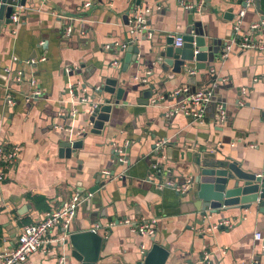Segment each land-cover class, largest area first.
Returning a JSON list of instances; mask_svg holds the SVG:
<instances>
[{"label":"crops","instance_id":"1","mask_svg":"<svg viewBox=\"0 0 264 264\" xmlns=\"http://www.w3.org/2000/svg\"><path fill=\"white\" fill-rule=\"evenodd\" d=\"M200 1L187 0L193 5ZM86 2L90 3L89 8H84ZM202 2L194 20L201 21L209 36L218 41L216 48L220 53L210 64L214 73L209 74L216 76V80L205 78L206 72L200 71L194 74L196 82L186 85L185 79L175 75L167 82L163 94L169 98L178 87H186L193 93L211 89L214 84L213 98L224 106L226 120L218 123L213 118L214 103L205 107L202 125L190 122L182 114L163 120L161 114L168 113L175 104L172 98L164 101L162 94L153 98L159 101L158 105L150 101L141 106L139 94L126 89L119 105L113 106L101 134L87 132L82 138V149L69 160L58 157L57 143L70 130L74 138L82 134L88 125L90 109L88 104L75 100L79 97L92 100L104 77L117 75L123 67L124 52L116 54L114 48L104 47L127 39L121 18L139 0H60L57 5L47 2L38 9H19L20 22L15 27L0 22V67L22 69L26 77L36 82L42 96L33 104L25 102V96L31 92L25 79L19 85L12 84L18 103L6 107L0 88V145L19 147L16 162L0 183V255L16 246L24 225L41 221L46 212L90 188L94 175L114 171L108 193L102 195V207H108L107 216H112V221L100 219V229L91 227L106 240L97 264H136L141 249L148 251L152 246V237L169 252L165 264H198L204 253L208 254L210 264H264L263 241L254 238L260 233L264 239V215L247 212L226 214L222 220V216L203 218L170 189L159 190L154 184L144 183L156 160L168 168L171 165L160 157L154 161L152 154L155 143L165 139L173 144L178 142L173 145L174 159L179 158V149L188 152L205 146L219 150L224 158L231 157L243 170L264 179L263 54L241 51L231 42L240 0ZM139 6L144 12L148 10L144 31L147 40L178 36L188 28V12L178 0H141ZM260 6L264 9V0H260ZM228 10H232L234 18L224 17ZM81 13L86 14L82 19L76 16ZM259 21L260 15L248 9L241 18L240 32H246ZM68 27L71 32L66 35ZM142 35L138 33V37ZM259 39L264 41V28L260 37L254 36V40ZM224 45L230 49L227 57L221 59ZM39 58L45 60L34 66L23 63ZM149 70L150 67L138 68L135 63L123 75L140 80ZM128 86L137 88L136 84ZM69 88L73 90L72 96ZM74 110L77 113L72 118L69 113ZM126 141L130 142L126 150L129 165H116L113 149ZM124 172L130 179H119ZM183 174L172 172L166 178L177 184L185 178ZM87 214L79 208L76 219L82 220ZM152 220L155 222L151 237L130 230L129 224ZM49 247L51 253H34L24 264H57L60 255L65 257L69 253L62 244ZM65 264L74 262L65 260Z\"/></svg>","mask_w":264,"mask_h":264},{"label":"water","instance_id":"2","mask_svg":"<svg viewBox=\"0 0 264 264\" xmlns=\"http://www.w3.org/2000/svg\"><path fill=\"white\" fill-rule=\"evenodd\" d=\"M140 1L136 3L133 9L127 10L121 18L126 29L127 39L119 45L124 44L126 47H116L114 50L116 54L124 52L123 67L118 71L117 75L111 74L104 77L101 85L94 90L92 100H88L87 103L90 107L88 125L84 127L82 134L80 136L76 135L77 137L74 138L73 133H68V136L59 140L57 143V154L60 159L69 160L72 155L81 150L83 145L82 138L86 136L87 132L94 135L101 134L105 123L109 122L113 106L119 105L126 89H129L130 93L133 91L137 92L140 96L138 103L141 106H147L154 97H159L164 93L167 82L171 81L175 75L185 79L186 85L196 82V76L188 74L190 70H194L195 74L205 71V78L211 81L216 80V76L210 77L208 70L210 64L215 61L220 53L219 49L216 48L218 41L209 36L207 27L204 28L201 21L194 20L196 11H187L186 22L188 28L183 34L178 35L183 41V45L180 48H176L171 36L147 40L144 36L145 32H140L143 35L138 37V31L132 28L131 22L137 8L140 7ZM47 2L57 5L60 0H0V22L4 21L5 24H9V17L13 12L17 11L16 7L38 9ZM238 6L240 8L244 7L242 0H240ZM250 9H254L260 15V21H264V9L260 6V0H255L254 8ZM76 16L82 19L86 14L81 13ZM224 17L234 18L232 10H228ZM146 25L148 24L146 23ZM260 53L264 57V52ZM135 63L138 68L150 67L151 70L147 71L140 80L125 78L123 74L127 73L126 69ZM113 65L116 66L117 62H114ZM156 70L159 71L158 74ZM134 84L137 86L136 90L128 86ZM104 95H110L111 98L107 99ZM39 98L41 97L29 103L33 104ZM169 98L171 99V97ZM169 98L165 93L162 100L167 101ZM158 103L159 101H156L152 105H158ZM161 115L163 120H170L165 113ZM166 140L165 145L157 150L153 147L152 154L154 155V161L160 157L173 166L169 165L168 168L166 165L157 163L156 160L154 164L156 163L160 166V172L151 181L147 180L146 177L144 183L153 185L163 182L167 179L166 177L169 173L179 172L181 175L185 173L183 174L186 175L185 178H182L176 184L177 187H181L189 180V187L185 193H177L170 188L164 189H170L180 196L182 202H189V207H194L200 217L222 216V220L226 217V214L227 216H236L247 212H255L264 215V179L261 176L243 170L239 163L231 157L224 158L219 150L209 149L205 146L197 149L191 148L188 152L179 149V158L174 159L173 152L175 148H173V145L174 147L177 146L178 142L173 144ZM182 148L185 149L184 144H182ZM114 164L119 166L129 165L127 158L124 163L114 162ZM152 165L147 176L151 175ZM114 174V171H112L107 176L102 173L94 175L92 178L93 185L87 190L80 192L82 202L79 208L88 214L82 220H78L75 217L70 224L68 234L63 242V250L67 247L69 252L65 255V259L68 262L71 260L74 264L98 263L100 252L104 250L106 240L97 233V230L91 227L96 226L100 229L102 227L100 219H106L107 222L112 221V216H107L108 207H102V195L103 193H108ZM128 177L124 172L119 179L124 181L130 179ZM89 194L90 197L88 196ZM110 206L113 208L112 204ZM150 241L153 242L152 246L148 251L144 250L136 264H165L169 257L168 250L153 237L150 238Z\"/></svg>","mask_w":264,"mask_h":264},{"label":"built area","instance_id":"3","mask_svg":"<svg viewBox=\"0 0 264 264\" xmlns=\"http://www.w3.org/2000/svg\"><path fill=\"white\" fill-rule=\"evenodd\" d=\"M244 3V7L241 8L237 17L234 20L233 27L231 30V42L237 44L238 48L241 51L251 50L256 52H264V41L263 40H254V36L260 37L261 30L264 27V21H259L257 24H253L249 27V29L241 33L240 32V22L241 18L247 9L254 8L255 0H242ZM180 6H182L186 11H196L199 12L202 8V0L198 5L189 4L187 0H178ZM90 3L86 2L84 4V8H89ZM17 11L13 12L9 21L12 26L18 25L20 22V7H16ZM148 14V10H142V8H137L135 15L133 16V20L131 22L132 28L140 32L146 31V15ZM71 32V28L68 27L65 32L68 35ZM149 35V34H148ZM174 40V47L180 48L183 45V41L178 36H171ZM237 40V41H236ZM125 48L124 44L119 45L117 43L112 46L106 45L104 48L106 50H110L112 48ZM225 49L222 52L221 59L226 58L229 52V46L224 47ZM196 53V52H195ZM44 58H39L38 60L31 59L23 62L28 66H34L37 62L44 61ZM14 61H16L14 59ZM209 74L214 73L213 68H209ZM190 76L195 74L194 70L188 71ZM27 80L29 87L31 88V92L29 96H25V102L29 103L32 100H36L41 96L40 90L36 88V82L31 79V77H26L25 73L21 70H12L10 67H0V88L2 92V103L3 106L13 107L18 101L16 97V91L11 89L12 84L19 85L24 80ZM215 85H212L214 88ZM211 89H205L201 91H196L191 93L186 87H178L176 88L169 97L173 99H178L177 102L174 100L175 104L169 109L168 113H166L167 118H171L176 114H182L185 118L189 119L190 122L195 123L197 125H202L204 120L206 119L205 107L208 104H215V117H213L216 122L223 123L226 120V113L224 106L213 98ZM243 91V90H242ZM68 93L72 96L73 90L72 88L68 89ZM77 101L78 104H87L88 98L79 97ZM157 100L152 99L151 104H154ZM76 104V103H72ZM77 105V104H76ZM77 112L74 110L69 113L72 118L75 116ZM264 116V112H263ZM69 133H72L70 130ZM80 134V132H78ZM165 141H160L155 143L154 147L157 150L159 147L165 145ZM130 146V142L126 141L122 146L113 149V161L115 163H124L126 161V150ZM19 155V147H7L3 144L0 145V183L5 178L6 171L16 162ZM151 175L147 176V180L151 181L154 179V176L160 172V168L158 164L152 165ZM103 175L107 176L108 172H103ZM157 189L162 190L164 188L173 189L177 193H185L189 187V180L186 181L184 186L177 187L174 182L171 180L165 179L163 182L154 184ZM81 193L77 192L74 197L67 203H64L60 207L52 209L45 213L44 218L35 223H30L24 225L18 234L17 244L12 249L5 251L2 255H0V264H24L26 259L37 252L46 254L51 253L50 245L51 244H62L66 239L68 234V229L70 224L74 221L76 217L77 210L79 205L81 204ZM90 197V194L88 195ZM154 220L152 221H141L134 222L130 225V230L133 233L138 234L139 236L150 237L154 234V230L152 225L154 224ZM56 231L55 236H52V232ZM255 240L263 241L262 250L264 251V239L262 238L260 233H256L254 235ZM144 249H141V254H143ZM65 257L60 255L57 258V264H65ZM143 264V263H141ZM198 264H210L208 254L204 253L203 257L199 260ZM250 264H257L256 262H252Z\"/></svg>","mask_w":264,"mask_h":264}]
</instances>
